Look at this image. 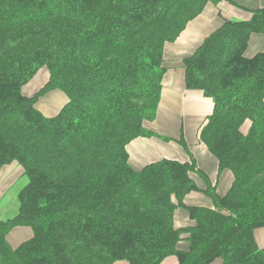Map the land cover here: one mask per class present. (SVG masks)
Masks as SVG:
<instances>
[{"label": "trees", "instance_id": "1", "mask_svg": "<svg viewBox=\"0 0 264 264\" xmlns=\"http://www.w3.org/2000/svg\"><path fill=\"white\" fill-rule=\"evenodd\" d=\"M237 0H0V173L27 179L0 217V264H264V7L222 17L182 58L186 89L213 109L198 142L229 171L224 194L189 158L135 168L128 145L158 136L165 45L209 6ZM44 79V80H43ZM42 80L39 88L32 82ZM66 101L52 115L37 103ZM165 140H170L165 138ZM200 179L201 181L197 180ZM31 235L16 246L17 227Z\"/></svg>", "mask_w": 264, "mask_h": 264}, {"label": "crops", "instance_id": "2", "mask_svg": "<svg viewBox=\"0 0 264 264\" xmlns=\"http://www.w3.org/2000/svg\"><path fill=\"white\" fill-rule=\"evenodd\" d=\"M237 1L249 10L264 7V0H255V3H253L251 7L246 6L244 0ZM220 13L221 15L218 14L217 8L210 9V11L206 12L205 17L201 15L193 21L197 22L196 25H193V27L187 25L185 30L182 31L175 41L165 45V64L169 70L165 76L161 103L156 120L154 121L158 136L139 137L129 143L127 149L130 163L135 168L142 167L150 162L163 158L186 161L189 158L187 153L189 150L195 157L198 167L205 171L211 181H215L216 179L218 192L224 194L231 184V174L229 171H224L217 177L216 159L197 139L200 125L205 117L212 112L213 102L211 98L204 96L200 90L185 88L181 63L185 55L193 52L204 37L220 25L222 17H225L222 12ZM212 25H214L213 28H210ZM206 29H208V31L202 35L203 31ZM251 44L253 49H264V36H254L251 39ZM181 137L188 150L178 142ZM165 138L170 140H165ZM197 180L201 181L198 178ZM26 228L28 227H25V229L17 227L15 229L23 230L26 235L20 242L31 235L30 228ZM12 234V231L8 234V240L12 246H16L20 242L16 245L12 244V240L10 241V236ZM254 236L258 246L263 247L264 227L257 228L254 231ZM169 257L170 256L165 259ZM174 258V261H170V264L177 263L175 256ZM211 264H223V262L218 258Z\"/></svg>", "mask_w": 264, "mask_h": 264}, {"label": "rangeland", "instance_id": "3", "mask_svg": "<svg viewBox=\"0 0 264 264\" xmlns=\"http://www.w3.org/2000/svg\"><path fill=\"white\" fill-rule=\"evenodd\" d=\"M253 3H255V0H244V4L246 6L251 7ZM215 8L217 7L209 6L205 10V12L202 14V17L206 16L207 11H210V9H215ZM218 8L220 9V12H222L225 17H228L231 19H247L250 17V13H251V11L248 8L247 9L239 8L237 6L226 4L225 2L221 5L219 4ZM232 8H235V9H232ZM193 21H191L188 24L190 25L189 27H193V25H196L197 22L196 21L193 22ZM213 26L214 25L210 26V28H213ZM207 31L208 29L204 30L202 35L206 33ZM169 43H172V42H169ZM257 50L259 49H253L252 44L250 43L248 53L252 54L256 52ZM42 83H43L42 80L37 81V82L34 81L31 83V86L37 85V88H39V86H41ZM66 99L67 98L62 91L52 90L51 92L47 93L44 97H42L39 100V102L37 103V107L43 113L47 115H52L60 109V107L66 101ZM4 169L1 171L2 174L0 173V195H1L0 197V217L5 219V218L12 217L16 213L17 206H18L16 195H17V192L26 184L27 179L25 176L21 175L18 164L8 165ZM25 227L26 226H22V229H25ZM15 229L16 228L12 230L13 234L10 236V241L12 240L11 241L12 244L16 245L23 238H25L26 235L23 232V230H20V229L15 230ZM26 229H29V228H26ZM174 259H175L174 256H170L169 258L165 259L161 264H170L171 263L170 261L173 262Z\"/></svg>", "mask_w": 264, "mask_h": 264}]
</instances>
